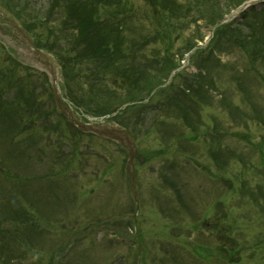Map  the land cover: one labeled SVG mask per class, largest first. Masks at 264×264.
Instances as JSON below:
<instances>
[{"label": "rangeland", "instance_id": "obj_1", "mask_svg": "<svg viewBox=\"0 0 264 264\" xmlns=\"http://www.w3.org/2000/svg\"><path fill=\"white\" fill-rule=\"evenodd\" d=\"M178 1L184 4L188 2L187 0ZM224 1L228 3L225 5L227 9L237 0ZM191 2L189 4L193 6V0ZM124 3L127 11L120 13L119 18L126 21L122 27L124 29L123 36L128 45V47H124L128 57L126 66H133L148 73L149 78L143 80L139 76L141 72H128L138 78V83L136 86L123 87L121 85L120 87V82L115 84L110 81L117 71V67L108 66L106 71H110L111 74L103 77V81L110 88L116 89L120 98L128 103L147 104L144 107L137 106L135 109H130L127 114H124L126 121L131 120L137 124L136 129L141 137L138 142L139 157L136 164V177L142 202L138 215L142 243L141 256L144 252L142 264H216L217 260L212 256L209 247L210 245L216 246L215 243L220 240L219 233L221 231L218 232V228L214 229L219 211L216 209L218 195L227 199L224 204V220H221L220 227L225 230L224 235L226 232L231 233L230 236L237 240L234 242L225 238L221 242L227 247H230L232 243H238L239 247L236 248L242 251V255L239 256L240 261L243 262L241 264H251L252 261L264 264L262 262L264 260V210L262 207L264 206V167L256 164L259 153L255 146L251 145V141L258 143L264 139V126L258 124L259 121L254 118L251 120L237 115V122L232 121L229 110L220 107L219 103L221 84L218 78L221 77L223 81L226 80L229 87H232L230 95L234 102L243 104L244 94H241L242 91L239 88L240 81L234 76V74H239L233 71V73H229L225 70L232 64L238 68L248 66V57L238 48L226 45L224 41L221 44L222 49L217 51L216 55L230 65L227 68H214L212 70L214 84H205V88H211V96L214 101L212 104L200 103L198 114L192 113V108L188 107L190 102L186 101L187 97L184 96L182 89L187 88L186 85L189 83L186 75L191 77V73L198 72V63L194 59L199 62L209 53L210 48L206 47L213 34V27L206 22L209 20V15L204 14L208 16L197 19L196 22L189 21V19H194L192 15L184 20L180 18L175 20L170 28V25L166 26L160 23L161 21L153 16L154 13L144 0H124ZM52 4L53 0H30L23 5L22 9L26 13L27 21L35 26L36 22L31 17L39 15L44 18ZM118 7L119 5H112L109 10L117 12ZM214 15L212 12L211 16ZM50 25L52 26V24ZM48 27L47 24L44 28L45 34L48 33ZM0 41L7 48L6 52H0V67L12 63L15 65L18 61L34 69L19 68L21 70H18L16 74L18 80V77H25L30 72L29 85L22 86L26 88L22 95L28 100L35 96L46 106L39 103L44 112L49 109L53 112L50 119H39L35 115L34 119L40 121V124L37 125L41 129L44 127L57 128L51 135L50 148L45 149L44 153H36L32 157L31 150L33 148L24 143L25 139L30 136V132L24 134L18 132L14 136L6 132L0 133V168L7 172L12 179L16 180L17 177H21V180L27 184V189L24 191L15 189L10 178L0 177L1 225L4 227L9 224L1 218L10 206L9 198L14 195L21 196L27 205H32L34 210L40 214L39 218L41 219L39 220L43 223V227L50 221L47 227L55 230L51 234L46 231L44 232L45 236L38 235L37 238L34 237L37 234L34 231L21 235L24 238L17 239L14 253L25 256V252L28 253V251L43 252L44 256L50 259L49 256L55 252V247H59L63 242L67 243V241L73 240V232L66 237L65 241L60 240L62 234L56 231L62 221L69 230L76 228L75 233L77 228L86 229L92 221H105L110 216V218L114 217L113 223L117 227L129 229V232L92 228L77 243L76 240L71 242L70 245L74 249L71 257L77 264L86 262L88 264H136L137 250L141 246L137 245L138 243L131 237V229L135 228L131 221L134 215V206L130 197L127 177L123 171L127 158L126 152L109 140L81 133L78 136L68 121L57 113L53 101L49 98L48 85L41 87L45 77L39 74L41 71H37L32 66L33 63L30 61L26 46L20 45L1 33ZM194 41L207 50L201 56L199 55L200 57L197 56L193 60L186 61L188 52L185 54L184 52ZM6 54L13 56L7 63L8 56ZM171 55L175 58L168 59H174L177 65L181 63L179 59L184 58L182 63L185 62V67L181 69L182 75L171 80L174 82L173 86H169L171 84L169 83L167 86L152 91L153 82L157 83L159 80L167 79L169 69L166 68L168 60L166 57ZM95 60V57L92 56L88 58V61L79 62L78 75L80 76L78 80L81 78V82L84 83L83 77V80H88L86 86L98 85L95 95L92 94L95 99H98L96 96L102 94L103 89L100 84L103 83H98L100 79H95L96 83H94L92 77L83 76L86 72L90 74L92 71L96 72L100 70V67H104ZM70 84L71 89H69L67 99L81 114L90 115L89 113L93 111L95 105L90 102L89 90L81 87L83 89L79 91L77 80L76 82L75 80L71 81ZM20 90L19 87L18 91L21 96ZM196 98L202 101L198 96ZM244 108L247 112H253L255 115L252 108ZM6 118V116H2V120ZM200 120L203 123V126L200 127L201 132L197 136L196 142L191 144L183 136L191 133L190 124H199ZM207 128L209 131L206 132ZM148 130H151L149 134H147ZM234 132L242 133V135L238 137ZM210 134L213 135L214 141L210 140ZM60 135L63 136L62 139L65 140V143L60 141ZM44 137L46 138L47 134H44ZM12 139L17 140L13 142ZM46 142L47 139H43L32 143L35 148H41ZM210 144L216 152L221 150L229 153L224 152L225 154L222 156L219 152L218 159H213L211 151L209 152ZM15 147L18 148L15 149ZM62 148H66L67 153L73 152L75 148L79 155L76 156V159L74 157H68V159L62 155ZM88 148H90L92 156L86 160ZM47 152H52V156L57 158L52 161L51 166L48 164ZM40 155H43V158H39ZM240 156L243 160L239 159ZM222 160L228 161L224 165V169L221 168ZM69 164L70 169L67 168ZM64 168L69 169V174L73 172L72 177L60 174ZM225 171L235 182L234 189L224 178L217 177L218 174H224ZM48 173L52 176L47 177ZM96 173H99L102 178L100 183L95 180L94 174ZM28 176L33 177L34 181L27 180ZM65 176L67 180L64 181ZM54 181L60 184L65 183L68 187L71 186L69 195L64 193V196L60 198L61 202L65 204L64 207L61 202L62 207L56 203V200L60 201L58 197L62 196V188L55 192L49 191L46 199L43 197L41 187ZM70 182L76 184L78 188L81 185L84 188L95 186L96 191L89 198H79L78 195L73 197L71 195L77 189L75 190L76 187ZM243 183L246 185L242 190L240 187L243 186ZM28 184L33 185L32 189L28 188ZM74 198H77L79 209L75 207L66 213V206L70 201L74 202ZM209 208L212 209L211 213ZM207 214L210 219L206 218ZM29 245L35 251L31 250ZM255 247L259 250L256 255H253L257 250ZM214 249L217 255L218 248L214 247ZM218 253L226 260L230 258L223 249ZM234 257L237 259L236 255ZM45 264L48 263L45 262ZM70 264L72 263L70 262Z\"/></svg>", "mask_w": 264, "mask_h": 264}, {"label": "trees", "instance_id": "obj_2", "mask_svg": "<svg viewBox=\"0 0 264 264\" xmlns=\"http://www.w3.org/2000/svg\"><path fill=\"white\" fill-rule=\"evenodd\" d=\"M2 1L5 2L11 10H14L16 14H18V17L23 16L24 13L21 7L23 5L19 4L18 6L19 0H15L14 7L10 4V1ZM145 1L151 4L152 12L154 13L153 16L159 19L161 21L160 23H163L166 26L170 25V28L171 24H173L175 20L180 18H183L184 20L192 15V18L194 19H189V21L192 20V22H196L197 19L203 18L206 12L209 15L208 23L214 24L216 19L222 17L225 13L224 11L229 9H226L225 5L228 3L224 0H193V6L189 4L192 3L191 0H187L188 2L185 4L179 2L178 0ZM241 1L242 0H237L233 5L239 4ZM112 5H119L117 8L118 11L121 9L124 10L126 8L124 0H53V5L51 8L54 10L53 12H57L59 14L58 19L62 20V22L56 23L49 27V36H45L41 29L40 33H36V41L38 45L45 47L54 53V55L59 60L67 79L75 80V82L77 80V82L80 83L81 80H78L80 75H78V72H76V67L78 62H80L82 55L86 58H90L92 56L97 57L99 62L103 61L101 64L104 67L100 68L104 71L98 70L94 72L92 82H94L97 78H103V76L110 75L111 72L106 71L108 66L117 67V71L111 77L110 81L111 83L117 82V84L120 82V87L121 85L123 87L136 86V83H138V78L135 76L133 77L132 75L128 74V72H141L139 73L141 79L145 80L147 77L149 78L148 73L140 71L133 66H126V61L128 58L126 56L127 52H124L122 49L124 44V29L122 28L123 23L121 19L118 18L120 15L118 11L113 12L112 10H109ZM189 9L191 10L189 11ZM53 12L51 14H53ZM166 12L167 15H165ZM212 12L217 16L216 19H213L210 16V14L212 15ZM244 14H246L244 16V21L240 22L236 26L226 25L225 27H220L216 30L217 37H215L212 41L210 54L213 53L214 49L221 50V44L223 43L224 38L226 40V45H229L231 48H238L246 55V57H248V66H244L241 69L232 64L230 69L231 71L239 74L235 76H239V88L244 94L243 103L244 105L251 107L255 115L253 112H247L242 105L234 103V101L230 98V95L227 94L232 89L227 86H224L225 92L222 99L220 100V106L228 109L234 119H237V115L242 118H250L253 120L252 117L254 116V119L259 121L257 122L258 124L264 125V6L260 11H255L252 17H248L249 15H247V13ZM38 24L41 26L40 22H38ZM68 30L71 31L68 32ZM52 35L54 38H52ZM64 41L65 43L63 44ZM81 45L84 47L80 51L78 47H81ZM189 46L191 48L195 46V43L192 42ZM210 54L209 57H207L204 61L206 64L203 61L201 62L202 64H205V73L200 72L199 74L195 75L194 81L192 80L189 82L187 89L183 90L184 96L187 97L186 101L189 100L190 102L188 107L192 108L193 111L191 112L195 114H198L197 110L199 106L196 96H198L202 101L207 103L211 102V98L209 96L211 89L208 87L205 88V84H214L211 69L213 68L216 61L217 65H219V59L217 60L216 56L214 55L211 57ZM168 58L173 57H166V59ZM212 59L214 62L213 65L211 63ZM166 65V68L169 69V73L174 67H176L177 64L174 62V59H168L166 61ZM18 67L21 66L19 65ZM16 69L18 70L17 67H15L14 70ZM9 70L11 71V68ZM9 73L10 72L4 76L6 78L9 77L7 78V85L5 87L0 85L1 97L7 93L9 88L8 86L12 87L14 84V74ZM150 77H152V75H150ZM29 81L30 78H27L26 85L29 84ZM17 83L19 84V87L24 84L23 81H18ZM66 83L70 87L69 82ZM98 83H103L100 84L101 88L103 89V97L114 100V103L117 102V98H120V94L117 92V90L110 88L109 85L103 81V79H100ZM154 83L155 82H153V84ZM92 87L96 89L98 88V85ZM20 89L22 92V87ZM186 90H189V92H186ZM25 103L28 104L27 102ZM107 110L108 109L105 108L103 109V112ZM100 113H102V111H100ZM186 122L189 124L188 121ZM120 123L127 127L131 126V123H125L123 119H120ZM191 126L193 129L197 130L194 125ZM207 130L209 129L207 128ZM251 145L256 146V148L258 146L260 153V159L258 162L260 165L264 166V140L259 143L251 142ZM221 153L223 154V152ZM212 157L214 159L216 158L217 160L219 156L217 153L213 152ZM240 158L242 159L241 156ZM227 162V160H222L221 166L224 167ZM24 212L25 215H27V209H23V217ZM34 226L35 225H31V227ZM37 234H41V232H37ZM1 248L8 250V246L6 245H2ZM62 252L64 251L57 250L55 254H60ZM5 254L6 253L0 250V264H43L42 262L30 263L31 261H14L10 255ZM66 256L67 255L64 254L61 259L65 258ZM53 262L54 259H50L48 264H52ZM59 264H61V262Z\"/></svg>", "mask_w": 264, "mask_h": 264}, {"label": "water", "instance_id": "obj_3", "mask_svg": "<svg viewBox=\"0 0 264 264\" xmlns=\"http://www.w3.org/2000/svg\"><path fill=\"white\" fill-rule=\"evenodd\" d=\"M14 23L19 27L16 21ZM20 28V27H19ZM21 29V28H20ZM22 32L24 30L21 29ZM28 40L30 41V48L34 51L35 55L40 58L41 62L45 65L47 70L50 73L53 89L55 93V98L58 105L61 107L62 111L67 113L72 121L79 126L82 130L85 131H95L100 134H105L116 138L120 141L122 145H124L130 152L129 160L127 163V170L130 174L131 187L134 193V196L137 198V192L135 189V179H134V171L133 165L136 156V149L134 141L129 137L128 133L125 130L116 129V128H105V127H97L91 123H86L75 116V114L64 104L63 98L60 94L59 86H58V71L57 64L55 63L54 58L47 52L36 48L32 42V40L27 35Z\"/></svg>", "mask_w": 264, "mask_h": 264}]
</instances>
